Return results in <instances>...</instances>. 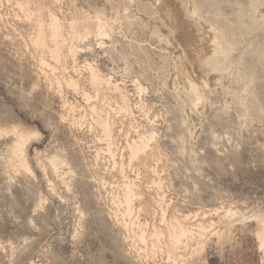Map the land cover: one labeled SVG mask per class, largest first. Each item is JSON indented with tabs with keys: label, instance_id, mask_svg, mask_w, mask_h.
<instances>
[{
	"label": "rangeland",
	"instance_id": "1",
	"mask_svg": "<svg viewBox=\"0 0 264 264\" xmlns=\"http://www.w3.org/2000/svg\"><path fill=\"white\" fill-rule=\"evenodd\" d=\"M263 229L264 0H0V264H264Z\"/></svg>",
	"mask_w": 264,
	"mask_h": 264
},
{
	"label": "bare ground",
	"instance_id": "2",
	"mask_svg": "<svg viewBox=\"0 0 264 264\" xmlns=\"http://www.w3.org/2000/svg\"><path fill=\"white\" fill-rule=\"evenodd\" d=\"M54 32H55V30H53L52 31V34H54ZM52 52L53 53H56L57 52V47L55 46L53 49H52ZM143 146V145H142ZM141 145L139 146H134V148H133V151H135V152H138L140 149H141V147H142ZM173 227L175 226V224H171ZM183 228L182 227H180L179 229H178V233H177V231L176 230H174V233L173 234H170V240H169V243H175V242H177L179 239H180V237H181V235H182V233H183ZM157 234V233H156ZM256 237H257V239L259 240V242H260V244L259 245H262V244H264V229L262 230V231H260V232H258V234L256 235ZM174 245V244H173ZM174 251V250H173Z\"/></svg>",
	"mask_w": 264,
	"mask_h": 264
}]
</instances>
